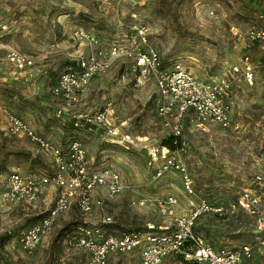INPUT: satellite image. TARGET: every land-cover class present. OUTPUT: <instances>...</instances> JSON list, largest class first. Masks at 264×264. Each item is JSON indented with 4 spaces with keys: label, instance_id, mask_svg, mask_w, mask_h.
Returning a JSON list of instances; mask_svg holds the SVG:
<instances>
[{
    "label": "rangeland",
    "instance_id": "obj_1",
    "mask_svg": "<svg viewBox=\"0 0 264 264\" xmlns=\"http://www.w3.org/2000/svg\"><path fill=\"white\" fill-rule=\"evenodd\" d=\"M0 23L7 25L12 45L33 57L30 67L14 69L12 80L5 68L0 108L8 107L64 150L77 138L91 169L111 165L132 188L149 196L169 191L181 203L185 199L177 175L169 176V185L157 184L146 167L149 147L162 143L165 131L157 114L156 82L141 74L132 51L153 47L164 68L179 61L200 80L220 87L230 124L186 118V167L196 193L213 204L227 207L246 190L259 195L261 204L253 215H206L196 229L216 248L251 246L243 264H264V53L246 35L252 23L264 28V0H0ZM140 27L146 31L145 43ZM112 45L119 46V56L93 76L80 103L64 107L53 99L51 89L60 73L76 69L80 55H105ZM245 56L254 69L251 81L231 70ZM105 108L116 134L71 124L75 114ZM15 165L53 169L50 157L30 139L8 134L0 115V169ZM55 193V186L47 185L38 208L2 203L0 264H87L71 240L75 220L96 223L108 214L119 230H141L146 220H159L153 211L134 207L128 193L110 197L104 192L89 214L77 213L75 206L63 212L38 250L27 253L18 238L53 205ZM139 256L137 251L114 253L108 264H140ZM162 264L196 263L171 255Z\"/></svg>",
    "mask_w": 264,
    "mask_h": 264
},
{
    "label": "built area",
    "instance_id": "obj_2",
    "mask_svg": "<svg viewBox=\"0 0 264 264\" xmlns=\"http://www.w3.org/2000/svg\"><path fill=\"white\" fill-rule=\"evenodd\" d=\"M138 31L145 43V29L140 27ZM8 33L7 25L0 23V77L7 66L10 76H13L14 69L27 68L33 64V57L29 53L11 46ZM246 35L250 40L258 42L264 53V28L252 23ZM132 53L141 74L156 82L157 114L165 131L164 138L171 137L174 144L173 149L162 143L151 145L146 167L157 184L163 180L169 185V176L177 175L184 202L181 203L178 196L169 191L157 197L135 190L123 181L111 165L91 169L87 163V150L77 138L67 141V150H64L38 133L20 115L8 107H1L0 115L6 122L8 134L30 139L41 152L50 157L53 169L50 172L35 171L29 165L0 169V208L2 203L38 208L44 188L47 185L56 188L53 205L21 233L19 246L27 253H34L63 212L75 206L81 215L89 214L102 202L103 197L97 199L96 192L103 189L104 195L110 197L130 192V202L134 207L153 211L159 220H146L141 230L116 229L111 226L114 219L108 214L102 215L96 223L85 221L78 224L71 240L84 253L87 264H108L111 254L130 251L139 253L140 264H162L171 255H179L186 262L198 264H243L244 259L251 255V246L216 248L198 233L196 225L206 215L222 216L244 211L251 215L257 214L261 204L260 196L246 190L238 200L229 202L227 207L213 204L196 193L193 177L184 161V155L189 150L183 138L186 118L193 116L198 122L217 123L223 127L230 124L229 111L221 104L223 90L200 80L179 61L174 62L170 68H164L158 51L153 47ZM119 54V46L112 45L105 55L102 51L80 55L76 69L63 71L57 77L51 89L53 99L64 103V107L80 103L82 93L93 76L104 71L110 64L109 59ZM231 70L241 74L247 81L254 77V69L247 56L239 65L233 64ZM61 110L64 109H59L58 113ZM78 118L84 125L103 128L107 134L117 133L116 128L111 127L106 108L85 111ZM78 124L75 121L73 125ZM256 179L260 181L261 175H256ZM261 213L264 218V212Z\"/></svg>",
    "mask_w": 264,
    "mask_h": 264
},
{
    "label": "crops",
    "instance_id": "obj_3",
    "mask_svg": "<svg viewBox=\"0 0 264 264\" xmlns=\"http://www.w3.org/2000/svg\"><path fill=\"white\" fill-rule=\"evenodd\" d=\"M11 46L13 47V48H15L13 45H12V43H11ZM6 75H8L10 78L9 79H11L12 80V76H10L11 75V73H9V71H8V73L6 74ZM255 76V75H254ZM82 97H83V95H82ZM74 116V118L76 119V120H73L72 122H71V124H74V122L76 121V122H78L79 124H78V126H76V127H81V126H83L84 124L81 122V120L78 118L79 116H80V113H78V114H75V115H73ZM87 126V125H86ZM124 182H125V180H123ZM128 182L130 183V181L128 180ZM102 194L103 193V189H99L98 190V192H96V194H97V199H102V196L101 195H99V194ZM125 193H128V195H130V192H125ZM123 194V193H122ZM77 211V213H79L78 212V210H76ZM205 216H203L198 222H197V225L202 221V219L204 218ZM197 225H196V228H197ZM199 233V232H198ZM200 234V233H199ZM201 235V234H200ZM203 236V235H202ZM204 237V236H203ZM205 238V237H204ZM206 240V239H205ZM207 241V240H206Z\"/></svg>",
    "mask_w": 264,
    "mask_h": 264
},
{
    "label": "trees",
    "instance_id": "obj_4",
    "mask_svg": "<svg viewBox=\"0 0 264 264\" xmlns=\"http://www.w3.org/2000/svg\"><path fill=\"white\" fill-rule=\"evenodd\" d=\"M162 144L165 145V146H167V147H169V148H171V149L174 148V144H173V141H172L171 137L164 138ZM29 166H30V165H29ZM42 171H44V170H42ZM46 171H48V170H46ZM49 172H50V171H49ZM37 219H38V217H36V219H35L33 222H35ZM33 222H32V223H33ZM32 223H31V224H32ZM78 224H80V222H78V221L75 220L74 228H75ZM196 264H197V263H196Z\"/></svg>",
    "mask_w": 264,
    "mask_h": 264
}]
</instances>
